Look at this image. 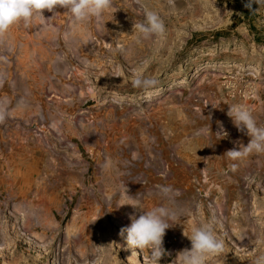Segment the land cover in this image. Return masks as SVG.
<instances>
[{
	"label": "rangeland",
	"instance_id": "374dc122",
	"mask_svg": "<svg viewBox=\"0 0 264 264\" xmlns=\"http://www.w3.org/2000/svg\"><path fill=\"white\" fill-rule=\"evenodd\" d=\"M113 3L104 26H75L57 7L0 37V264H154L121 230L158 206L181 218L157 264L191 248L194 219L214 221L224 241L206 264H253L264 154H224L250 140L229 106L264 124V0ZM141 4L164 20L162 36L137 41ZM138 76L158 83L134 88Z\"/></svg>",
	"mask_w": 264,
	"mask_h": 264
},
{
	"label": "clouds",
	"instance_id": "9594fccd",
	"mask_svg": "<svg viewBox=\"0 0 264 264\" xmlns=\"http://www.w3.org/2000/svg\"><path fill=\"white\" fill-rule=\"evenodd\" d=\"M140 4L141 0H137ZM169 5L174 0H168ZM57 7L63 8L70 15L73 25L80 26L95 22L97 26H104L105 14L114 7L113 0H0V37H3L13 26L23 23L25 26L40 21L44 23L49 19L44 16L47 10L56 14ZM143 9V20L133 25L137 33V41H149L158 38L165 32V23L158 12L152 10L146 4H141ZM70 33H66V36ZM157 80L151 77L138 76L133 79L132 85L138 89H152L156 86ZM8 116L7 101L0 100V123ZM227 116L232 120L234 126L241 132H246L250 137L246 146L230 149L224 155L232 160H241L247 156L264 154V124L258 123L253 112L245 105L234 104L228 107ZM219 123V122H218ZM228 133L220 125L216 133L218 139L226 137ZM167 194L169 188H163ZM134 209H139L138 198L128 196ZM123 206V205H120ZM181 218L175 211L166 207L158 206L143 211L138 217L129 215L131 223L122 232L127 233V244L131 248H139L143 252L150 251V258L154 264L164 255L163 248L166 229ZM190 240L191 248H185L177 253L176 264H206L210 257L216 256L223 251L224 241L217 234L214 221H202L194 219L190 231L184 232ZM253 264H264V254L258 256Z\"/></svg>",
	"mask_w": 264,
	"mask_h": 264
},
{
	"label": "bare ground",
	"instance_id": "6f19581e",
	"mask_svg": "<svg viewBox=\"0 0 264 264\" xmlns=\"http://www.w3.org/2000/svg\"><path fill=\"white\" fill-rule=\"evenodd\" d=\"M203 90V89H202ZM240 201V200H239ZM239 203V202H238ZM239 206V204H238ZM76 219V218H75ZM76 225H75V222H72V224H70L67 229H66V232H65V239L66 240H69L71 237H73L75 231H76ZM236 236H239L238 234Z\"/></svg>",
	"mask_w": 264,
	"mask_h": 264
}]
</instances>
